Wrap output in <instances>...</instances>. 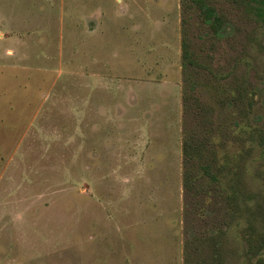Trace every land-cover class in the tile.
Returning a JSON list of instances; mask_svg holds the SVG:
<instances>
[{"label": "rangeland", "instance_id": "1", "mask_svg": "<svg viewBox=\"0 0 264 264\" xmlns=\"http://www.w3.org/2000/svg\"><path fill=\"white\" fill-rule=\"evenodd\" d=\"M208 2L218 32L183 0H0V264H184L185 34L211 57L192 81L220 158L264 132V22L250 0Z\"/></svg>", "mask_w": 264, "mask_h": 264}, {"label": "trees", "instance_id": "2", "mask_svg": "<svg viewBox=\"0 0 264 264\" xmlns=\"http://www.w3.org/2000/svg\"><path fill=\"white\" fill-rule=\"evenodd\" d=\"M250 1L251 12L264 22V0ZM183 4L185 13L198 9L200 21L219 31L222 18L208 0H183ZM182 41L186 117L182 143L184 264H235L228 235L234 224L241 226L243 246L239 254L244 264H264V187L256 180L263 172L257 171L256 178L249 177V159L256 145L261 148V157L264 156V132L257 130L256 135L255 130L242 127L253 141L252 146L244 145L237 155L225 154L220 158L225 144L216 140L221 137V130L212 120L214 109L196 94L192 81L195 74L200 76L209 69L211 57L201 58L187 34ZM233 100L242 104L239 115L241 121H247L253 106L248 87L237 88Z\"/></svg>", "mask_w": 264, "mask_h": 264}]
</instances>
